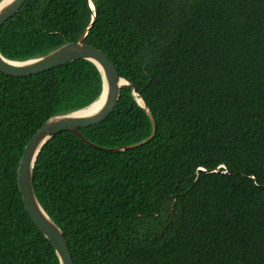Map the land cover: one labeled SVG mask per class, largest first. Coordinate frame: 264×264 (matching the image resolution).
<instances>
[{
	"label": "trees",
	"instance_id": "trees-1",
	"mask_svg": "<svg viewBox=\"0 0 264 264\" xmlns=\"http://www.w3.org/2000/svg\"><path fill=\"white\" fill-rule=\"evenodd\" d=\"M92 1L27 0L0 29L1 53L20 61L88 31L157 123L150 141L105 150L153 131L125 85L108 118L79 129L94 145L62 131L43 147L34 190L75 264H264V0ZM102 89L87 59L0 71V264H60L17 170L50 117Z\"/></svg>",
	"mask_w": 264,
	"mask_h": 264
},
{
	"label": "water",
	"instance_id": "water-1",
	"mask_svg": "<svg viewBox=\"0 0 264 264\" xmlns=\"http://www.w3.org/2000/svg\"><path fill=\"white\" fill-rule=\"evenodd\" d=\"M26 1L27 0L0 1V29L24 6ZM90 3L95 10L94 2L91 0ZM95 15L96 11L94 12V17ZM87 33L88 31L76 42H67L45 55L24 61L9 59L0 51V71L11 76L24 77L41 73L78 59L92 61L102 74L103 89L98 99L83 109L50 117L29 139L17 170V182L25 208L31 215L35 224L54 245L60 264H75L72 252L63 230L43 208L33 185L35 165L45 144L62 131H72L86 142L94 145L82 135L79 129L101 123L108 118L114 111L120 98L121 89L125 85L133 88V94L137 98L138 103L147 110L153 123V131L148 138L136 144L117 148H107L105 150L117 152L140 146L150 141L157 132V123L154 115L140 97L137 85L121 76L116 64L106 52L85 43ZM140 99L142 102H140Z\"/></svg>",
	"mask_w": 264,
	"mask_h": 264
},
{
	"label": "bare ground",
	"instance_id": "bare-ground-1",
	"mask_svg": "<svg viewBox=\"0 0 264 264\" xmlns=\"http://www.w3.org/2000/svg\"><path fill=\"white\" fill-rule=\"evenodd\" d=\"M140 102H142L141 99H140Z\"/></svg>",
	"mask_w": 264,
	"mask_h": 264
}]
</instances>
